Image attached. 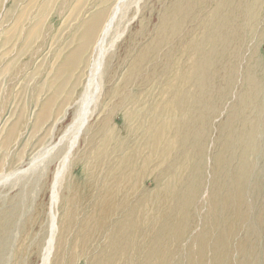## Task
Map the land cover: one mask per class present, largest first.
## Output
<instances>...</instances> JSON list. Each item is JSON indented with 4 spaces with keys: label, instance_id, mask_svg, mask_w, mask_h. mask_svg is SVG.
<instances>
[{
    "label": "bare ground",
    "instance_id": "obj_1",
    "mask_svg": "<svg viewBox=\"0 0 264 264\" xmlns=\"http://www.w3.org/2000/svg\"><path fill=\"white\" fill-rule=\"evenodd\" d=\"M22 1L23 0H13L11 4L6 7L5 11L3 10L0 16V37L3 33L5 43L11 41L10 39L12 37L14 40L17 39L18 44L21 41V44L17 47L18 50L16 49L17 55L29 50L33 40L44 34L43 17L49 8L50 2L54 0H48L47 3L42 0H29L26 5L20 7L19 3ZM38 1L39 5L34 14L28 16L29 11L36 6ZM146 1L145 3H147ZM143 2L144 0H115L113 5L111 4L112 8L110 10L98 7L97 9L95 8L96 10L93 11L87 19L82 17L84 20L81 19L80 22H78V27L76 32H74L78 34V36H74L69 41V44L74 43V46L72 45L73 47L70 50H66L67 52L65 54L59 51L56 57V59L59 60V65L55 70L54 78L55 81L59 83L54 88V92L50 99L44 103L42 108L44 112L47 111L49 103L61 95V90L65 82L70 80L71 86L64 94L66 102L62 105V108L64 109L66 105L68 109L71 108L73 105L71 101L77 104V110L73 120L56 139L50 138L44 143H36L32 148L29 159L16 161L12 168L0 171V185L9 186V184H11L13 186H18L22 188L23 192V189H27L28 186L31 187L39 182L42 183L46 172L50 176L51 172H48L50 164L56 162L52 172L53 174L51 173L52 177H50L51 181L49 183L48 194L51 209L53 206L61 203L63 204V210H61V216L54 214L55 212L53 213L52 210L50 211L49 224L48 226L46 225L48 228L47 234L43 240L44 244L40 249V264H76L77 261L83 258H86V262L89 261L88 254H86L88 256L86 257L85 253L75 251L77 243H72V248H70V246L67 247V243L69 242L65 235L70 236L71 228L74 227H76V231H74L78 235L77 241L79 242V239H81L83 245L89 240L96 241L101 237L106 240V244H104L105 247L98 252L96 251L98 255L95 261L91 260L92 262L90 261L88 264H119L121 261L123 264H135V250L143 245V239H145L148 234L156 230L148 227V222L151 220V224H159V220L166 214L162 212V209L165 208L162 203H168L170 200L172 202V200L176 198L174 194L170 192L172 179H169L168 173V176L165 174L166 177H164L165 175L162 174L156 179L157 181L155 182L153 191L150 192L144 189L145 192L138 193L136 183L134 184L133 182L134 179L136 180L135 175L137 176L139 174L136 169L137 165H135L138 152L136 148H132L131 146L123 153L126 148H122L119 142L122 138L115 128L110 127L112 120L111 113H113V110L122 112L126 123L131 122L137 123L138 126H149V129H147L140 139L145 141V147L149 150L148 159H144L147 155L143 156V159L146 161L143 162L142 167H145V165L151 161V158L156 156V153H159L161 159L167 161L175 151L177 154L183 152L186 157L189 153H192L189 148V151H187L188 144L193 143L195 139L198 140L199 137L201 138V143L197 144V150L194 146L196 150L194 154L201 157L208 153L207 145L202 142L205 136L202 130L204 126L202 125L201 128H197V125L198 123L206 124V122L209 123V121H211L212 124L214 118L222 113L221 108L217 107L216 101L221 100L219 94L223 92L224 86L235 78H230L233 74V68L230 69L227 67V63L231 60L223 61L221 58L225 59L226 55L229 56L233 53H230V40L228 36L232 33V27L236 26V15H239L240 18L242 13L244 14L246 11V6H248V4L244 0L163 1V9H161L162 12L160 15L157 13V17L158 15L160 17L156 24H151V17H142V19L140 17V26L129 35V44L124 49V55L123 57L120 56L122 59L115 65L112 60L118 59L114 53L115 47L117 48L116 44L128 35L130 24L137 18V15L143 11L140 7ZM111 6H109V8ZM128 7H133L134 9L132 16H128ZM153 8L151 11H153ZM89 9L90 8H88V10ZM252 9L253 8H251V10ZM158 10L160 12L159 8ZM86 13L88 12L86 11ZM152 13L153 12H151V14ZM240 19H242V17ZM7 22H11V24L6 28H2L1 26ZM244 24H246V22H244ZM22 26L23 36L20 34ZM237 26H239V24ZM119 27H121L120 30ZM242 27L243 26H241V29ZM45 32L49 31L45 30ZM236 38L238 39V37ZM121 44L123 45V43ZM237 44L239 43L237 42ZM253 52H249L250 55ZM238 55L239 54H237V56ZM183 56L186 58L183 59ZM250 57H252V55ZM220 59L221 62L216 64ZM261 62H259V65ZM112 63L114 65H112ZM8 66L10 67V65ZM9 69H11V67ZM259 69H261V67H259ZM247 72L248 71L245 73ZM250 75L247 74V76ZM218 77H220V79H218ZM243 83L245 84V88L243 87L244 103L241 102L240 98V105L243 103L242 116L240 115L234 118L231 117V115V119L226 116V118H224L225 120L222 118L223 122L220 123L223 125H220L222 128L219 131L221 138H217L216 135L210 143L213 147L216 146L219 141L224 142L225 151L229 153L226 160L224 159L222 151L216 150L212 153L214 160L211 165V188L209 192H206L209 193L208 200L206 199L208 204L207 214L205 209V215L208 218L207 220H210V222H208L211 226L209 227L208 225V228H206V230L204 229L205 231L203 232L204 226L201 230L199 228L200 231L198 230L196 234V238L198 239L196 248L200 250L197 255L194 254L200 257L204 252H210L211 255L213 254L212 264H255L256 261H258L257 255L259 250L256 252V248L259 247L261 241L260 236H262V231L260 226L264 222V219L261 218V215H264V162L261 159L263 156L261 142H263L262 138H264V135H262L264 124H261L264 122L262 116L264 114V112H262L264 111V85L257 83L254 74L246 79L243 78ZM77 88H79V91H77ZM154 91L159 92L160 95L156 94L152 96L151 94ZM191 91L195 94L193 102L190 101ZM204 104H207V109L205 108L206 110L203 114H194L196 117L188 116L187 112L189 110H194L195 106L204 107ZM62 108L60 112L63 110ZM234 108L233 110L236 109ZM200 109L201 108H199L198 111ZM231 109L232 106L230 107V111ZM198 111L196 112L197 114L199 113ZM226 111H228V108ZM65 115V112L62 115H58V113L54 115V119H52L53 128L56 124L63 121ZM223 115H225V113H223ZM93 116L95 120L98 121L97 126L101 124L100 128L102 130L99 135L102 145L100 148L102 149V146L106 148L105 146L113 142V149L119 154L116 157L114 156L115 158H111L112 160L106 165V168L103 169L102 176L99 170L97 171V168L99 153H102L104 149H102V151L98 150V153L95 152L96 155L93 158L94 163L91 165L93 167L92 170H89L88 165L84 163V165L81 166L79 174L74 175L70 169L72 152L74 153V149L77 147L79 143L78 140L81 136H83V141H85L88 134H91L88 135V138L94 134V132H90V129L94 126L89 128L90 125L88 124ZM188 121L196 122L194 131H189L187 126ZM4 123L5 122H3V124ZM208 126H210V124ZM223 126L226 128L225 131ZM126 131V138H128L131 133L130 126L129 128L126 126ZM205 138L209 139V137ZM96 139L99 138L96 137ZM82 148L84 149L83 146ZM87 150L86 153L88 152ZM91 150L93 151L92 148ZM82 155L84 156L86 154L83 152ZM110 157L112 156L110 155ZM76 158L74 159L75 161ZM108 159L110 160V158ZM171 163V167H174L176 172L177 170H181L178 159L176 161L173 160ZM160 170L161 169H159V171ZM209 173L211 172L209 171ZM85 178L87 180H83ZM99 178L101 179L99 180ZM45 183L46 182H44V184ZM83 185L87 190L85 194L90 192L92 195L86 197L82 196V192L84 191ZM97 185L98 190H96V193H93ZM202 187L203 186H201V188ZM62 188H64L63 191ZM148 190H150V188ZM135 192L138 194L135 195ZM194 192H190L191 197L200 195V187L196 189L195 193ZM22 195H20V198ZM20 198L19 201L21 200ZM80 198L83 201H81ZM29 199L32 198L29 197ZM77 203L82 206V209L88 207L87 203L91 207V211L88 212V210L87 213L83 215L78 227L75 225V219L78 218L76 210L78 206ZM183 205H185V202L182 206ZM21 206L22 205H20V207ZM185 207L186 205L180 209L174 208L176 218L173 219L172 225L173 235L175 236L186 233V228L191 225L188 222L189 220H185V216L177 215L178 213H182ZM54 208H56V206ZM168 209L169 208L166 210ZM153 212H155L156 217H154ZM196 223L193 224L196 225ZM10 224L11 219L9 217L3 219V225L0 224V232L2 233L3 231L4 234L10 235L8 234L9 230H11L8 229ZM193 224L191 226H193ZM199 225L198 227H200ZM204 225L206 226V224ZM180 227L183 228L181 229ZM175 228L176 230L174 232ZM193 228L194 227H192V229ZM14 229L15 227L13 230ZM212 230H215V232H212ZM238 233H244V236L242 235L244 238L240 241L237 240L238 242L236 241L237 248H232L233 243L230 247L229 242H231ZM33 237L36 238L35 235ZM230 239L231 241H229ZM18 243L20 244V242ZM101 245L103 246V244ZM262 245L264 246V242ZM40 246L37 247L40 248ZM261 247L262 246H260V248ZM38 248L36 250H38ZM68 248H70V251ZM172 249L170 248V251ZM233 249H238L237 251H239V254ZM187 250L189 252L188 248ZM192 250L193 249H191V251ZM184 252H186V250H184ZM9 254L10 253H8V255ZM8 255L6 257L7 261ZM118 256L121 258L118 259ZM164 256L166 257V253L161 251V247L158 246V243L154 245L151 243V250L146 254L148 259L146 258L145 264H171L173 262L179 264L178 260H181V257L177 259V255L174 253L170 255V258L167 257L168 260H165ZM189 256H191L190 260L194 261V255L190 254ZM185 259L188 260L189 258ZM185 259L183 262H185ZM205 259L203 261H205ZM200 261H202V259Z\"/></svg>",
    "mask_w": 264,
    "mask_h": 264
},
{
    "label": "rangeland",
    "instance_id": "obj_2",
    "mask_svg": "<svg viewBox=\"0 0 264 264\" xmlns=\"http://www.w3.org/2000/svg\"><path fill=\"white\" fill-rule=\"evenodd\" d=\"M12 1L13 0H0V16H1L3 10L5 11L6 7L8 5H10ZM28 1L29 0H26V1L23 0L22 2H20L19 3L20 7L26 5V3ZM42 1H44L46 3L48 2V0H42ZM114 1H112V0H54V1L50 2L49 8L47 9V11L43 17V30L45 29L46 31H49V32H45V30H44L43 31L44 34L38 38L36 37L33 40V42L31 43L30 49L24 51L22 54L17 55V50H18L17 47L21 44V41L18 44L17 39L14 40V38L12 37L10 39L11 41H9L8 43H5L4 34L2 33V35L0 37V171H5V169L8 170V168L9 169L12 168L15 165L16 161L29 159L31 156L32 148L36 143H42V142L44 143L47 140H49L50 138L56 139L64 131V129L71 123V121L73 120V118L76 114L77 104H74V101H71V103H73L71 108L68 109L67 105H66V107H64V109L62 108V105H64V103L66 102L64 99V94H65V92H67L68 88L71 86L70 80L65 82L64 87L61 90V95H59L52 102L49 103L47 111L44 112L42 110L44 103L50 99V97L52 96V94L54 92V88L59 83V82H56L55 78H54L55 70L59 65V60L56 59V57L59 54V51H60V53L65 54L68 51V49L70 50L74 46V43L69 44V41L74 36L75 37L78 36V34H75L74 32H76V29L78 27V22H80L82 17L87 19V17L93 11H95L98 7H103V8H107L110 10L112 8L111 4L113 5ZM145 1L146 0H144V2L140 6L143 11H141L138 14L139 16L137 15V18L132 22L133 24L131 23L129 26L130 31L127 33L128 35H126L122 39V41L119 42L120 44L119 43L116 44L117 48L115 47L114 53H115V56L118 57V59L112 60V62L115 63V65L117 64L118 61H120L122 59L121 57H123V55H124V49L129 44V42H128L129 38H130L129 35L138 29V27L140 26V20L142 19V17H151V19H152L151 24H156L158 22L157 21L158 18L160 17L159 15L162 12L161 9H163V4H164L163 1L169 2L171 0H160V1L159 0L158 1L157 0H148V1H146L148 3V5H147V3H145ZM149 1H150V3H149ZM244 1L247 2L248 6H246V11L244 12V14L242 13V16H240V18L242 17V19L239 18V15H236V17H235L236 26L239 24V26H237L238 30H237L236 26L232 27V33L228 36V38L230 40L229 41V49L231 50L230 53L231 52H233V53H231L229 56L226 55L225 59L221 58L223 61L231 60L227 63V65H228L227 67H229L230 69L233 68L232 76H235V77L230 76V78L231 79L235 78L236 80L234 79L235 81L232 80L231 82H229L228 84H226L224 86L223 92H221L219 94V98L221 100L216 101V105L218 108H221L222 113L220 115L217 114L218 117L216 116L214 118V120L212 121V124H211V121H209V123H207V122H206V124L200 123L201 125L198 123V125H197V128H201L202 125L205 127V128L202 127V130L204 131V134H205L204 138L202 139V142L205 145H207V148H208V153L206 155H204V156L202 155L200 157V156H197L196 154H194V152L198 148V147H196L197 144L201 143V138L199 137L198 140H196V139L193 140L194 145H193V143L188 144L187 151H189V149H190L192 151V153H189L186 157L184 156L183 152H180L179 154H177L175 151L172 153L171 158L167 161V160L161 159L159 157V153H156V156L151 158V161L147 165H145V167H142L143 162L148 159L149 150L145 147V141L140 140V139L142 138V135L147 131V129H149V126L146 125L144 127V126H138L137 123H131V122L126 123L124 118H123V113L120 112L119 110H117V111L113 110V113H111V115H112L111 119L112 120H111L110 127L115 128L116 131L120 134L122 139H120L119 142H120L122 148H126V149H124L123 153L127 150V148H129L131 146H132V148H136V151L138 152V156L136 157V160H135V165H137L136 169H137V173H139V174L137 176L135 175L136 180L135 179L133 180L134 184L136 183L138 193L139 192L140 193L145 192V190L150 191V192L153 191L155 188V182L157 181L156 179L159 178L160 175H162V174L165 175L168 173L169 176H168V174H167V176L169 177V179H172L170 192L173 193L174 196L177 198V199L176 198L173 199L172 202L170 200V201H168V203L167 202L162 203L163 207H165V208H163L164 210L162 209V212H165L166 214L164 215V217L161 220H159V224L152 223L153 225H156V226H153L150 223L151 220L148 222V224H147L148 227H150L151 229H156V230L154 232L148 234V236L145 239H143V241H144L143 245L140 248L135 250V257H134L135 264H145L146 260L148 259L146 257V254L151 250V243H152V245L158 243V246L161 247V251L166 253V257L164 256L165 260H168V258H170V255H172L174 253L175 255H177L176 256L177 259H179V257H181V260H178L179 264L180 263L181 264H192V263L193 264H197V263L202 264V262H203V264L204 263L205 264H212L211 262L213 260L212 259L213 254L211 255L210 252H208V251L204 252V254L202 256H200L202 258H200L199 256H196L198 254V251L200 250L199 248L198 249L196 248V245L198 243V239L196 238V234L198 233L199 228L201 230L204 226V228L202 230V232H203L206 230V228H208V225H209V227L211 226V224L209 223L210 220H207L208 218L205 215V209H206V214H207L208 213V207H207L208 204L206 202V199L208 200L209 193H206V192H209L210 191L209 189L211 188V186H210V181H211L210 176L212 175L211 165H212V162L214 160V158L212 157V153L216 150L222 151L225 160L228 158L229 153L227 151H225L224 142L219 141L217 143V145L213 146V147L211 146L210 143L212 142V139L216 137V135H217V138H221L219 131L222 128L221 126L223 124L220 122H223V119L226 118V116L229 119H231L230 118L231 115H232L231 117H234V118L239 117L240 115L242 116V113H243L242 112L243 111L242 104L244 103L243 95H244V88H245V84L243 83V78L246 79L250 76H253V74H254V78H256L257 83H259L260 85L261 84L264 85V82H263L264 77H262V76H264V73H263L264 72V43H263L264 42V0H247V1L244 0ZM110 2H112V3H110ZM23 3H25V4H23ZM37 3H36V6L29 11L28 16H32L34 14L36 8L39 5V1ZM108 3H110V4H108ZM150 4H151V6H150ZM109 6H111V7L109 8ZM88 8H90V9L88 10ZM152 8H153V11H151ZM158 8L160 9V12H159ZM251 8H253V9L251 10ZM128 9H129V12H127L128 16L129 15L132 16V14H133L132 12L134 11L133 7H128ZM86 11L88 13H86ZM151 12H153V13L151 14ZM157 13L159 14L158 17H157ZM140 17H141V19H140ZM243 17H244V19H243ZM155 18H156V20H155ZM82 20H84V19H82ZM244 22H246L247 25L244 24ZM10 24H11V22H7V23H4L1 27L6 28ZM23 26L21 27V33H20L21 36H23V33H22L23 32L22 31ZM241 26H243L242 29H241ZM120 29H121V27H119V30ZM233 29H234V32H233ZM236 37H238V39ZM237 42L239 44H237ZM121 43H123V45ZM234 45H235V47H234ZM118 47H119V49H118ZM256 49H258V50H256ZM253 50H254V52H253ZM249 52H253V53H251L252 57H250L251 55ZM237 54H239L238 55L239 57L237 56ZM254 57H256V58H254ZM185 58L186 57L183 56V59H185ZM258 58H259V60H258ZM213 59H214V57H213ZM221 59L218 60L216 62V64H219L221 62ZM256 59L259 62H261L263 59V61L261 62L262 64L260 63V65H259V62ZM113 63H112V65H114ZM8 65H10L11 69H9L10 67ZM259 67H261V69H259ZM252 68H254V69H252ZM235 69H236V74H235ZM248 69L252 72V74ZM255 70H257V71H255ZM246 71H248V72L245 73ZM247 74L248 75L251 74V75L247 76ZM241 75H242V78H241ZM255 75H257V76H255ZM237 76H238V79H237ZM259 77H260V79H259ZM218 79H220V77H218ZM79 87H81V86H79ZM77 91H79V88H77ZM156 94L160 95L159 92H157V91H154L151 95L154 96ZM240 95H241V97H240ZM194 96H195V94L191 91V96H190L191 102L194 101ZM240 98H241V102H243L241 105H240ZM204 103H206V102H204ZM263 103H264V100H263ZM206 105L207 104H204V107L203 106H195L194 110H189L187 112L188 116L196 117L195 115L203 114L204 111L207 109ZM231 106H232V109H231L232 112L230 111ZM239 107H240V109H239ZM61 108L63 110L60 112ZM199 108H201V109L198 111ZM227 108H228V111H226ZM233 108L236 111L233 110ZM241 108H242V110H241ZM65 109H67V110H65ZM196 110L199 112L198 114L196 113L197 112ZM260 111H262V110H260ZM64 112L66 113V115H65V118L63 119V121L56 124L53 128V125H52L53 120L52 119H54V115H56L57 113H58V115H62ZM228 112H231L232 114L228 113ZM262 112H264V111H262ZM223 113H225V115H223ZM221 115H223V116H221ZM8 116H10V117H8ZM262 116L264 119V114ZM11 121L14 124H12ZM3 122H5V123L3 124ZM97 123H98V121H96L95 117L93 116V118H91L89 120L88 124L90 125L89 128L94 126L93 128H91L92 130L90 129V132L91 133L94 132V134H92V136H89V138H88V135H91V134H88L86 136L85 141H83V136H81L80 139L78 140V142H79L78 145L80 148L77 145V147L74 149V153L72 152L71 162L72 161L73 162L72 163L70 162V169L74 175L79 174L81 166L84 165V163H85V165L86 164L88 165L89 170H92L93 167L91 165L94 163L93 158L95 157L96 153H98V150L102 151V149H104V151L102 153H99L101 155V158L99 155V163H98V168H97V171L99 170V172L101 173L100 175L102 176V173L104 171L103 169L106 168V165L109 164V162L113 159L114 156L116 157L119 154L117 151H114L113 142H110V144L105 146L106 148H103V146H102V149L100 148V146L102 145V142H101V137L99 134H101L102 129L100 128L101 124L97 126ZM195 123L196 122H193V121L187 122V126H188L189 131H194ZM209 124L211 127L208 126ZM261 124H264V122ZM215 125H216V129H215ZM1 126H2V128H1ZM126 126H127V128H129V126H130V128H131V133L128 136V138H126V132H127ZM206 126H207V128H206ZM143 127H144V129H143ZM94 128H96V129H94ZM223 128H224V126H223ZM93 129H94V131H93ZM95 130H97V131H95ZM225 130H226V128H224V131ZM208 131H209V133H208ZM214 133H216V134H214ZM262 135H264V130H263ZM96 137L99 138L100 140L96 139ZM205 137H209V139H206ZM92 139H96V140H92ZM262 139H263L262 140L263 142H261V147L263 150V153H262L263 156L261 157V159L264 162V138H262ZM140 141H142V142H140ZM100 142H101V144H100ZM225 142H226V140H225ZM192 145H193V147L194 146L196 147V150H195V147L194 148L192 147ZM82 146L84 147V149L82 148ZM91 148L93 149L94 153L91 150ZM87 149H89V150H87ZM86 150L88 151L87 153H86ZM83 152L86 155L83 156L82 155ZM89 152H90V154H89ZM76 153H78V154H76ZM73 154H75V155H73ZM110 155L112 157H110ZM143 156H146V157L144 158ZM75 158H76L77 162L74 160ZM108 158H110V160ZM143 158L144 159L147 158V159L144 160ZM177 159L179 160L181 170L180 171L177 170V172H176L174 170V167H171V165H172L171 162H173V160L176 161ZM90 160H91V162H90ZM55 164H56V162H53L52 164H50V169L48 172H51V173L53 172V170L55 168L54 167ZM159 169H161L162 171L160 170L161 171L160 172ZM207 170H209L211 173H209V171H207ZM51 173L49 176V174L46 172V175L44 176L45 178L43 177L44 181L42 180V183L39 182L38 184H35L34 186H31V187L28 186L27 189H25V190L23 189V192H22V188L21 187L19 188L18 186H13L11 184H9V186L8 185H5V186L0 185V224L3 225V219H5L6 217H9L11 219V224H10V227L8 229H11V230H9L8 234L12 235V236L6 235L2 231V233L5 235L4 236L0 232V245H1L0 246V263L1 264H13V263L14 264H19V263L20 264H40V261H41V250L40 249L42 248V246L44 244L43 240L47 234L48 228L46 227V225L48 226V224H49L50 211L52 210L53 213L55 212L54 214H56V215L58 214L61 216V214H62L61 210H63L62 209L63 204H61V203L55 205L56 208H54L55 206H53L51 209V203H50V198H49V194H48L49 193V183L51 181L50 177H52ZM164 177H166V175ZM189 178H190V181H189ZM203 178L204 179L206 178V179L204 180ZM100 179L101 178H99V180ZM83 180H87V179L85 178ZM263 180H264V178H263ZM44 182H46V183L44 184ZM204 182H205V184H204ZM47 183H48V186H47ZM201 186H203V187L201 188ZM13 187H14V189H13ZM151 187H153V188H151ZM198 187H200V189H201L200 195H197L195 197H191L190 192L191 193H192V191L196 192V189ZM83 188H84V191L82 192L83 197H86L88 195H92V194H90V192L85 194L87 192V190H86L85 186ZM83 188H81V189H83ZM149 188H150V190H148ZM63 190H64V188H62V191ZM96 190H98V185L95 186V191L93 193H96ZM62 191H60V192H62ZM16 193H17V196H16ZM135 193H136L135 195L138 194L137 192H135ZM194 193H193V195H194ZM24 194H26V195H24ZM20 195H22L24 198L22 196L20 198ZM179 195H180V197H179ZM14 196L16 197V199ZM29 197L32 199H29ZM83 197H81V198H83ZM19 198L22 201L21 200L19 201ZM81 198H80V200L83 201ZM261 199H262V196H261ZM179 201H180V203H179ZM195 201L196 202L198 201V202L196 203ZM20 202H21V204H20ZM86 202L90 203L89 201H86ZM184 202H185L186 207L184 208L182 213H180V214L178 213L177 215L185 216V220H189L188 222L191 225L193 223H196V222L197 223H196V225L193 224V226L189 225L186 228V230H187V231H185L186 233H182V235H180V236L179 235L175 236V235H173V225H172L173 219L176 218V215H175L176 213H174L175 212L174 208L175 209L183 208L185 206V205L182 206V204ZM88 203H87L88 207L83 208V209H82V206L77 203L79 206V207L77 206V208H76L78 218L75 219V225L77 227H78V225H80L81 220L83 218V215L85 213H87L88 210H89L88 212L91 211V207L89 206ZM195 203L197 204V206ZM17 205H19V206H17ZM20 205H22V206L20 207ZM167 208H169V209L166 210ZM1 209H2V212H1ZM15 209H16V211H15ZM191 214L194 217L195 216L196 217L194 218ZM153 215H154V217H156L155 212H153ZM190 216H191V218H190ZM19 218L20 219L22 218V219L20 220ZM196 218H197V220H196ZM261 218L264 219V215L263 216L261 215ZM193 219L196 221H194ZM47 220H48V222H47ZM164 223H165V225H164ZM14 224H16V225H14ZM204 224H206L207 227ZM198 225L200 227H198ZM201 225H202V227H201ZM14 227H15V229L13 230ZM43 227H44V231H43ZM192 227H194V228L192 229ZM180 228L182 229L183 227H180ZM260 228L262 231V233H261L262 236H260L261 237L260 238L261 244L259 243V247L256 248V252L259 250L258 251L259 256L257 255V260L259 262L256 261V263L257 264L258 263L264 264L263 263V261H264V246L262 245L264 242V222L260 226ZM75 229H76V227L71 228L70 236L65 235V237L67 238V240L69 242V243H67L68 244L67 247L70 246V248H72V245L74 243H77L75 246V248H76L75 251L76 252H83V253H85V255L88 254V256H89L88 262H86V258H83L80 261H77L76 264L77 263L78 264H81V263L82 264H88L91 260L95 261L96 256L98 255V253H96V251L98 252L100 249L102 250L105 247L104 244H106L105 243L106 240H104V238L101 237L100 239H98L100 242L98 240H96V241L89 240L85 245H83L81 242L82 241L81 239H79V242L77 241L78 235L76 234ZM170 229H171V231H170ZM175 230H176V228L174 229V232H175ZM213 231L215 232V230H212V232ZM39 232H40V234H39ZM187 232H189V233H187ZM241 232H244V231H241ZM32 233L33 234L35 233L34 235L36 236V238L33 237L34 235ZM13 235H15V236H13ZM242 235L244 236V233H238L235 235V238H233L234 241L233 240L231 241V239H230L229 240V241H231V242H229L230 247H231V244L233 243L232 248H235V247L237 248V242H238L237 240L240 241L244 238ZM238 236L240 238L242 236V238L240 239ZM22 237H24V238H22ZM40 237H41V240H40ZM8 238H9V241H8ZM153 238H155V239H153ZM185 238H186V240H185ZM170 241H171V243H170ZM18 242H20V244ZM41 242H42V245H41ZM190 242H193V243H190ZM10 243H12V244H10ZM38 243H40V244H38ZM70 243H71V245H70ZM32 244H33V246H32ZM34 244H36V245H34ZM101 244H103V246ZM191 244H192V246H191ZM10 246H11V248H10ZM37 246L38 247L40 246V248H38ZM260 246L263 247V251H262V247L260 248ZM37 248H38V250H36ZM70 248H68L69 251H70ZM170 248L171 249L173 248V249L170 251ZM187 248L189 249V252H188ZM190 248L193 250L191 251ZM184 250H186V252H188V253L184 252ZM233 250H235V249H233ZM237 250L238 249H236L235 252L239 254V251H237ZM6 251H7V253H6ZM17 252H19V253H17ZM25 252H26V254H25ZM37 252H38V255H37ZM260 252H261V254H260ZM8 253H10V254L8 255ZM189 253L191 255H194L193 260L195 262L190 260L191 256H189L190 255ZM94 254H95V256H94ZM182 254L183 255L185 254V255L183 256ZM7 255H8V261L6 258ZM24 256H25V258H24ZM88 256L86 255V257H88ZM185 256H187V257H185ZM184 257L189 258V259L186 260ZM120 258L121 257L118 256V259H120ZM182 258H183V260H182ZM2 259H4V260H2ZM139 259H141V260H139ZM184 259H185V262H183ZM201 259H202V261H200ZM204 259H205V261H203ZM9 260H11V261H9ZM196 261H197V263H196ZM186 262H188V263H186ZM119 264H123V262L121 261V263H119ZM160 264H163V263H160ZM171 264H175V262H173Z\"/></svg>",
    "mask_w": 264,
    "mask_h": 264
}]
</instances>
